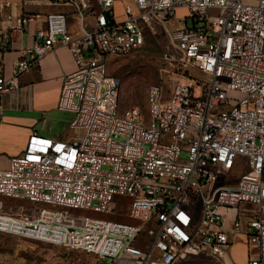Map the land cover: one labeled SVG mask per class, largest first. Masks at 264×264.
I'll return each instance as SVG.
<instances>
[{
    "label": "built area",
    "instance_id": "1",
    "mask_svg": "<svg viewBox=\"0 0 264 264\" xmlns=\"http://www.w3.org/2000/svg\"><path fill=\"white\" fill-rule=\"evenodd\" d=\"M50 1L65 11L46 16L12 77L0 65V109L21 75L66 46L76 69L63 77L58 109L74 114L80 135L33 133L0 170V233L104 264L226 262L244 242L246 264H264V0ZM173 21L184 24L167 28ZM160 30L167 44L146 122L138 107L120 112L122 82L105 59L140 51L146 31ZM173 76L183 80L165 91ZM15 201L30 208L14 212ZM115 208L136 224L79 213Z\"/></svg>",
    "mask_w": 264,
    "mask_h": 264
},
{
    "label": "crops",
    "instance_id": "2",
    "mask_svg": "<svg viewBox=\"0 0 264 264\" xmlns=\"http://www.w3.org/2000/svg\"><path fill=\"white\" fill-rule=\"evenodd\" d=\"M124 2L131 5L134 0ZM117 6L123 13V3ZM63 11L65 8L53 5L50 0H0V65L5 77L13 76L14 63L21 57L22 50L35 43L38 29L44 26L46 16ZM23 17L31 20L22 30L16 29ZM5 35L9 36L7 43ZM75 69L71 50L58 45L18 78L17 89L3 96L0 109V170L7 169L12 159L25 152L33 133L57 141L73 139L71 136L63 137L65 129L72 130L71 123L68 124L65 118L71 112L60 111L58 101L63 77ZM242 248L247 246L235 244L226 257V263L234 264L230 259L232 250L240 255Z\"/></svg>",
    "mask_w": 264,
    "mask_h": 264
},
{
    "label": "rangeland",
    "instance_id": "3",
    "mask_svg": "<svg viewBox=\"0 0 264 264\" xmlns=\"http://www.w3.org/2000/svg\"><path fill=\"white\" fill-rule=\"evenodd\" d=\"M185 15L184 10L177 13L178 17ZM115 19L122 21L124 14L119 6L115 8ZM183 22L173 21L167 28H180ZM188 24L192 26V19H188ZM145 46L138 52L125 57H107L105 61L108 65L109 74L117 76L121 79L122 90L120 97V112L125 113L127 110L138 107L142 112L144 119L148 118L149 102L148 94L151 86L160 83L161 56L166 48L167 36L161 30L157 36L146 31ZM193 74L200 78L197 72ZM204 78V77H203ZM179 77L173 76V79H165L163 87L165 91H170L174 85L182 81ZM66 122L69 124L74 119V114L69 113L65 116ZM58 127V126H57ZM61 129V126H60ZM62 131V129H61ZM64 136L73 138L80 135L79 131H72L69 128L63 131ZM183 159L185 156L182 157ZM126 204L130 202L125 200ZM14 212L21 209L28 210L30 205L26 202H13ZM7 210H10L9 208ZM116 215L89 213L87 211L79 212L95 219H103L110 221L130 222L126 213L120 208H115ZM243 243L244 242H238ZM246 245V244H245ZM232 250L230 259L234 264H245L248 259V247L240 249V255ZM255 253L254 249H251ZM0 264H104L95 256L78 253V251H68L60 246H55L45 242L21 239L15 236L0 233ZM108 264V260L105 261ZM181 264H227L225 261L220 262L211 259H189Z\"/></svg>",
    "mask_w": 264,
    "mask_h": 264
},
{
    "label": "trees",
    "instance_id": "4",
    "mask_svg": "<svg viewBox=\"0 0 264 264\" xmlns=\"http://www.w3.org/2000/svg\"><path fill=\"white\" fill-rule=\"evenodd\" d=\"M78 253H83V252H78ZM86 254V253H85Z\"/></svg>",
    "mask_w": 264,
    "mask_h": 264
}]
</instances>
